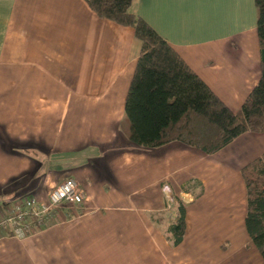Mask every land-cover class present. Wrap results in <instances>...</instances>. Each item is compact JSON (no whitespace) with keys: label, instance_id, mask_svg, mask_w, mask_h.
<instances>
[{"label":"crops","instance_id":"crops-1","mask_svg":"<svg viewBox=\"0 0 264 264\" xmlns=\"http://www.w3.org/2000/svg\"><path fill=\"white\" fill-rule=\"evenodd\" d=\"M130 12L242 109L262 75L256 0H134ZM0 23V213L23 195L46 202L70 179L85 197L55 225L1 240L0 264H264L242 175L264 156V132L211 155L180 142L137 146L125 113L134 28L85 0H0ZM175 198L186 207L176 247L166 234Z\"/></svg>","mask_w":264,"mask_h":264},{"label":"trees","instance_id":"trees-1","mask_svg":"<svg viewBox=\"0 0 264 264\" xmlns=\"http://www.w3.org/2000/svg\"><path fill=\"white\" fill-rule=\"evenodd\" d=\"M85 1L101 19L134 28L140 43L125 110L132 143L154 149L180 142L211 155L245 133L264 132V0H256L262 75L236 114L165 39L130 12L134 0ZM242 175L248 234L264 259V156L245 166ZM174 205L166 234L176 247L185 236L186 207L176 198Z\"/></svg>","mask_w":264,"mask_h":264},{"label":"built area","instance_id":"built-area-1","mask_svg":"<svg viewBox=\"0 0 264 264\" xmlns=\"http://www.w3.org/2000/svg\"><path fill=\"white\" fill-rule=\"evenodd\" d=\"M84 200L79 184L70 179L52 190L46 202L32 195L8 201L0 213V241L11 238L24 240L53 226L60 213L79 212Z\"/></svg>","mask_w":264,"mask_h":264},{"label":"rangeland","instance_id":"rangeland-1","mask_svg":"<svg viewBox=\"0 0 264 264\" xmlns=\"http://www.w3.org/2000/svg\"><path fill=\"white\" fill-rule=\"evenodd\" d=\"M2 25V23H0V26ZM24 196V195H23Z\"/></svg>","mask_w":264,"mask_h":264}]
</instances>
